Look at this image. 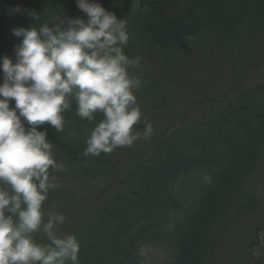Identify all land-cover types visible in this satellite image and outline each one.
Returning <instances> with one entry per match:
<instances>
[{"label":"trees","instance_id":"trees-1","mask_svg":"<svg viewBox=\"0 0 264 264\" xmlns=\"http://www.w3.org/2000/svg\"><path fill=\"white\" fill-rule=\"evenodd\" d=\"M98 2L127 22L124 52L132 59L145 56L165 63L207 36L217 43L264 29V0H139L138 8L137 0ZM65 16L87 19L76 0H0V57L15 60V45L23 38L14 36L13 28L38 29L45 23L51 27ZM251 36L249 42L262 46ZM148 73L141 58L140 66L130 69L151 107L163 109L168 105L166 90ZM210 98L179 112L178 122L120 170L104 153L83 155L86 139L102 119L99 114L89 123L76 115L73 103L72 110L64 113L63 132L57 133L47 122L38 126L47 130L54 156L66 168L49 170L60 186L50 190L43 209L61 193L67 175L92 181L95 175L90 172L103 164L117 171L100 191L93 217L81 219L80 225L71 224L77 222L73 220L60 226V236L77 227L71 235L79 243L78 264H142V249L151 247L166 251L158 264H218L233 228L244 235L249 225L263 232L264 224H232L242 220L237 217L257 214L260 191L253 182L259 162L264 161V86H235L219 99ZM202 102L208 104L207 114L192 111ZM134 128L139 131L140 123ZM247 255L250 264L252 257Z\"/></svg>","mask_w":264,"mask_h":264},{"label":"clouds","instance_id":"clouds-1","mask_svg":"<svg viewBox=\"0 0 264 264\" xmlns=\"http://www.w3.org/2000/svg\"><path fill=\"white\" fill-rule=\"evenodd\" d=\"M76 5L86 20L65 16L51 27L13 28L23 38L15 45V60L0 57V264H78L77 239L58 234L64 214L48 212L45 219L43 203L60 186L49 170L66 168L39 125L47 122L63 132L64 113L73 103L76 115L89 123L99 114L84 156L131 147L153 134L147 122L142 133L134 130L142 116L135 95L141 82L130 69L140 66V58L124 52L127 22L98 0ZM38 232L46 244L36 241Z\"/></svg>","mask_w":264,"mask_h":264},{"label":"rangeland","instance_id":"rangeland-1","mask_svg":"<svg viewBox=\"0 0 264 264\" xmlns=\"http://www.w3.org/2000/svg\"><path fill=\"white\" fill-rule=\"evenodd\" d=\"M250 36L255 43L262 46L257 47L254 43L249 42ZM202 40L192 46L180 49L165 63L152 62L145 56L140 57L143 65L149 70L148 74L156 77L161 88L166 90L165 96L168 99V105L163 109L155 110L140 89L135 91L137 104L142 113L139 132H143L145 122H147L151 123L153 134L147 140L143 138L137 140L131 147H119L106 154V156L113 157L115 170L117 167L120 170L126 160L135 159L141 151L150 147L155 140L154 137L159 136L170 125L178 122L179 112L185 110L187 106H191L203 98L205 100L211 99L210 97L219 99L223 93L226 94L235 86L240 88L253 85L264 86L263 28L256 32L246 31L244 34L232 35L217 43L210 42L209 36L203 42ZM193 110L200 114H207L208 104L204 106L202 102ZM134 130L138 131L135 128ZM116 163L118 166L115 167ZM101 166L99 167L100 171L94 169L90 172L91 175H95L92 181L83 175L75 176L74 174L63 178L61 193L49 207L43 209L45 219H47L48 212L62 213L65 216V221L61 227H67L73 220H77V222L71 224L80 225L81 219L93 217L97 212L96 205L99 203L100 191L107 181H113L117 177V171H111L113 169L111 165L106 168L105 164ZM253 183L260 191L257 214L249 219L237 217L242 220L234 221L232 226L241 222L255 223V225L264 224V161L259 162ZM94 202L95 206H93ZM79 214L83 215L79 217ZM76 228V226H71L66 231V235L71 234ZM262 231L258 233L249 225V232L244 235L238 231V227L233 228L228 235V249L220 254L218 264H248L244 258L247 253L251 255H247L249 258L252 257L250 264H264V230ZM34 235L38 243H47L43 232ZM240 237L243 239L238 240ZM231 250L234 252L232 259ZM165 253L166 251L161 248H143L142 264H158L165 257Z\"/></svg>","mask_w":264,"mask_h":264}]
</instances>
